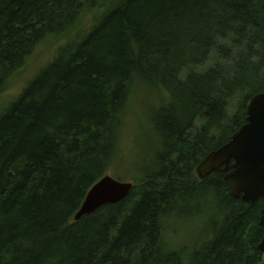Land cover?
Instances as JSON below:
<instances>
[{
	"label": "trees",
	"instance_id": "16d2710c",
	"mask_svg": "<svg viewBox=\"0 0 264 264\" xmlns=\"http://www.w3.org/2000/svg\"><path fill=\"white\" fill-rule=\"evenodd\" d=\"M50 36L65 40L52 62L0 110V264H257L264 197L195 171L264 92V0H0V94ZM141 88L166 99L152 163L74 222ZM195 217L212 237L172 249L165 221Z\"/></svg>",
	"mask_w": 264,
	"mask_h": 264
},
{
	"label": "rangeland",
	"instance_id": "374dc122",
	"mask_svg": "<svg viewBox=\"0 0 264 264\" xmlns=\"http://www.w3.org/2000/svg\"><path fill=\"white\" fill-rule=\"evenodd\" d=\"M90 19L87 16L84 23L89 25ZM64 41L50 36L36 46L24 66L8 79L4 91L0 94V110L15 101L38 72L52 62ZM141 90L143 92L134 94L129 101L120 132L118 157L106 174L120 183H132L136 169L139 170L142 165L149 166L156 151L154 145L157 146V143L152 133L150 118L152 111L160 107L166 99L164 93L161 96L145 88ZM220 220L217 216L218 224ZM164 237L172 249L189 250L203 245L212 237V233L208 225L204 226L202 220L195 217L181 221L166 220Z\"/></svg>",
	"mask_w": 264,
	"mask_h": 264
},
{
	"label": "water",
	"instance_id": "95a60500",
	"mask_svg": "<svg viewBox=\"0 0 264 264\" xmlns=\"http://www.w3.org/2000/svg\"><path fill=\"white\" fill-rule=\"evenodd\" d=\"M196 176L203 180L216 173L224 174L223 181L235 199L255 203L264 197V92L254 96L246 105L245 124L231 135L230 141L211 152L196 168ZM132 183H120L105 175L87 193L73 221L93 214L105 205L125 200ZM260 226L264 227V211ZM264 264V235L257 247Z\"/></svg>",
	"mask_w": 264,
	"mask_h": 264
},
{
	"label": "bare ground",
	"instance_id": "6f19581e",
	"mask_svg": "<svg viewBox=\"0 0 264 264\" xmlns=\"http://www.w3.org/2000/svg\"><path fill=\"white\" fill-rule=\"evenodd\" d=\"M160 104V103H159Z\"/></svg>",
	"mask_w": 264,
	"mask_h": 264
}]
</instances>
